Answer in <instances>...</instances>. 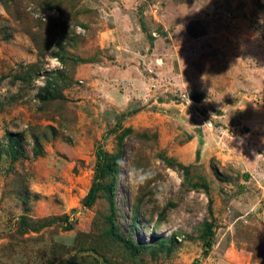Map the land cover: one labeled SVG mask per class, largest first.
<instances>
[{"label":"rangeland","instance_id":"1","mask_svg":"<svg viewBox=\"0 0 264 264\" xmlns=\"http://www.w3.org/2000/svg\"><path fill=\"white\" fill-rule=\"evenodd\" d=\"M0 264H264V0H0Z\"/></svg>","mask_w":264,"mask_h":264},{"label":"trees","instance_id":"2","mask_svg":"<svg viewBox=\"0 0 264 264\" xmlns=\"http://www.w3.org/2000/svg\"><path fill=\"white\" fill-rule=\"evenodd\" d=\"M45 12H48V10H46ZM59 56V55H57ZM63 61V60H62ZM62 74H64V71H60L58 73V76H62ZM18 80H22V81H27L26 77H18ZM51 84L49 86L46 87L45 92H48V89L50 88ZM51 94V93H50ZM42 98L45 99V96L42 94L41 95ZM131 130L126 131L121 138L119 139V152H117V154L115 156H108V154H106L105 151H103L102 149L99 151V165H98V171L100 172V179H106L108 177L113 178L117 172L119 171L120 167L118 166L117 162L122 160V146H123V140H124V136L126 135H130ZM216 174L218 175V177L220 178L219 172L216 170ZM100 191H105L108 193L109 195V200H110V205H111V216L109 217V222L111 224V233L112 235L118 239V240H122L125 241L127 246L132 249L134 252H140L141 251V247L137 246L133 241L131 240H126L125 238H123L121 236V234L119 233L118 230V226H117V210H116V200H115V189L112 185V183L108 184L107 186L103 185H98L95 184L94 188H92L90 194L87 197V206H91L94 202L95 199L97 197V193ZM207 227V231L209 235H212V225L207 223L206 224ZM209 246V243H208Z\"/></svg>","mask_w":264,"mask_h":264},{"label":"clouds","instance_id":"3","mask_svg":"<svg viewBox=\"0 0 264 264\" xmlns=\"http://www.w3.org/2000/svg\"><path fill=\"white\" fill-rule=\"evenodd\" d=\"M117 164L123 170L119 176L120 181L134 192L138 191L156 175L154 169L138 167L124 160L118 161ZM157 197H159V193H157Z\"/></svg>","mask_w":264,"mask_h":264},{"label":"bare ground","instance_id":"4","mask_svg":"<svg viewBox=\"0 0 264 264\" xmlns=\"http://www.w3.org/2000/svg\"><path fill=\"white\" fill-rule=\"evenodd\" d=\"M126 211V210H125ZM127 223V222H126Z\"/></svg>","mask_w":264,"mask_h":264}]
</instances>
